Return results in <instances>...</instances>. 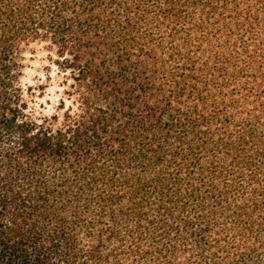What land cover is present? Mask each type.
<instances>
[{"label": "trees", "instance_id": "obj_1", "mask_svg": "<svg viewBox=\"0 0 264 264\" xmlns=\"http://www.w3.org/2000/svg\"><path fill=\"white\" fill-rule=\"evenodd\" d=\"M37 35L87 88L71 137L16 123ZM0 264H264V0H0Z\"/></svg>", "mask_w": 264, "mask_h": 264}, {"label": "clouds", "instance_id": "obj_2", "mask_svg": "<svg viewBox=\"0 0 264 264\" xmlns=\"http://www.w3.org/2000/svg\"><path fill=\"white\" fill-rule=\"evenodd\" d=\"M37 31L39 33L42 30ZM58 50L51 38H41L40 35L35 38L25 36L14 43L11 60L16 67L10 69V76L15 79L10 80L9 90H14L19 96L14 107L22 115L17 117L16 123L27 121L35 125L28 135H35L43 128L50 130V137H55L58 132L71 137L84 121L90 119L89 113L92 110L87 108L83 99L88 94L87 88L74 79L78 76L74 68H62L56 63L72 61L69 51L65 50L63 55H58ZM41 85L44 87L41 88ZM19 139L14 134L10 143L15 145ZM86 231L78 230L76 234L78 246L84 251L95 243L86 235ZM178 260H183V257H178Z\"/></svg>", "mask_w": 264, "mask_h": 264}, {"label": "rangeland", "instance_id": "obj_3", "mask_svg": "<svg viewBox=\"0 0 264 264\" xmlns=\"http://www.w3.org/2000/svg\"><path fill=\"white\" fill-rule=\"evenodd\" d=\"M44 86L43 85H41V88H43ZM31 89H29V91H30Z\"/></svg>", "mask_w": 264, "mask_h": 264}]
</instances>
